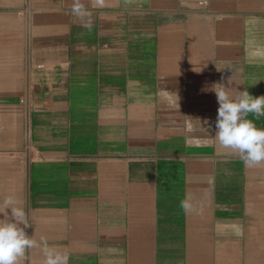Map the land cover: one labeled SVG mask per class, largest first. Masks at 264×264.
I'll return each instance as SVG.
<instances>
[{
  "label": "crops",
  "instance_id": "0c3cea01",
  "mask_svg": "<svg viewBox=\"0 0 264 264\" xmlns=\"http://www.w3.org/2000/svg\"><path fill=\"white\" fill-rule=\"evenodd\" d=\"M253 36L264 0H0V220L32 241L18 264H44V244L69 264H264V164L214 139L211 91L264 96Z\"/></svg>",
  "mask_w": 264,
  "mask_h": 264
},
{
  "label": "clouds",
  "instance_id": "9594fccd",
  "mask_svg": "<svg viewBox=\"0 0 264 264\" xmlns=\"http://www.w3.org/2000/svg\"><path fill=\"white\" fill-rule=\"evenodd\" d=\"M73 11L80 13L79 6ZM247 60L249 63H264V41L251 37L247 42ZM208 91V89H205ZM217 97L218 109L215 121L214 139L218 144L239 155L247 166L264 164V128H258L255 120L264 117V96L253 97L249 91H239L238 95L229 94L223 84L213 85ZM185 211L188 205L181 201ZM22 221L13 213L12 220H0V264H18V261L32 247V241L26 234ZM26 227V225H25ZM44 264H69V256L44 244Z\"/></svg>",
  "mask_w": 264,
  "mask_h": 264
}]
</instances>
